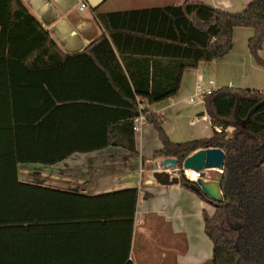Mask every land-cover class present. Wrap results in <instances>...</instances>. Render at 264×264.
Returning <instances> with one entry per match:
<instances>
[{
	"label": "trees",
	"instance_id": "obj_1",
	"mask_svg": "<svg viewBox=\"0 0 264 264\" xmlns=\"http://www.w3.org/2000/svg\"><path fill=\"white\" fill-rule=\"evenodd\" d=\"M93 10L103 32L83 51L64 54L22 0H0V106L26 92L2 84L5 76L11 81L9 69L15 66L51 68L78 58L94 68L98 80L76 106L56 104L58 94L41 86L51 103L36 105L31 120H16L11 127L0 123V129L31 127V158L18 154L11 169L0 168V176L16 178V162L53 165L74 153L110 146L137 152L133 121L144 99L149 105L145 124L153 126L161 143L153 159L176 158L181 185L194 182L181 170L187 156L210 147L224 152L223 200L214 203L197 193L214 208L202 210L204 233L212 242L208 264H264V91L219 87L206 94L205 113L221 129L207 138L174 142L163 128L164 116L150 110L177 93L184 70L229 53L235 27L253 29L247 47L264 67L258 55L264 0H250L236 12L202 1ZM73 108L89 115L70 119ZM16 187V210L0 215V264H131L137 188L90 196L20 182ZM117 230L120 236L112 238Z\"/></svg>",
	"mask_w": 264,
	"mask_h": 264
},
{
	"label": "crops",
	"instance_id": "obj_2",
	"mask_svg": "<svg viewBox=\"0 0 264 264\" xmlns=\"http://www.w3.org/2000/svg\"><path fill=\"white\" fill-rule=\"evenodd\" d=\"M22 1L64 54L83 51L103 32L93 10L95 7L104 13L154 6L110 9L111 7L105 8L107 0ZM82 1L86 3V7L79 9ZM150 1L128 0L131 4H148ZM198 1L236 12L242 10L250 0H182L171 4ZM239 28L250 27L234 28L233 48L229 53L206 63L201 61L196 68L184 70L177 93L151 105L152 112L164 116L163 128L172 141L207 138L213 135L214 129L217 130L209 120L200 118L206 115L203 100L199 99L194 103L189 101L198 75L202 76L205 86L212 80L213 88L240 87L264 91V67L255 61L247 47L253 29L250 28L251 34V30L242 32ZM243 36L246 39L245 47L240 40ZM258 55L264 60V41ZM69 61L51 68L15 66L9 69L11 81H6L8 76H5L1 78L2 84L21 86L26 92L23 96H16L12 104L0 106V123L10 122L11 127V122L16 120H31L36 115V105L51 103V98L44 95L41 86H49L58 94L56 104L76 106L82 103L86 88L98 86L97 74L94 76V68L85 64L82 59L74 58ZM208 71L212 77L205 79V72L208 74ZM199 103L201 107L191 108L192 104ZM62 113L65 125L67 110ZM69 114L70 119H80L84 115L88 116L89 112L85 114L80 109L73 108ZM135 142L137 152L110 146L91 152L74 153L53 165L31 161L16 162V178L0 176V215H10L16 210L14 204L18 195V182L90 196L137 188L139 196L128 257L131 264H208L212 255V242L204 233L202 210L209 212L212 205L180 182L173 185L148 182L154 162L164 158L153 159V153L161 147V143L152 125L144 124L135 133ZM18 154L31 158V127L21 130L0 129V168L11 169ZM123 206L125 207V202ZM120 234L121 230L110 233L112 238L116 235L119 237ZM116 258L118 261L121 259L120 248Z\"/></svg>",
	"mask_w": 264,
	"mask_h": 264
},
{
	"label": "water",
	"instance_id": "obj_3",
	"mask_svg": "<svg viewBox=\"0 0 264 264\" xmlns=\"http://www.w3.org/2000/svg\"><path fill=\"white\" fill-rule=\"evenodd\" d=\"M224 166V152L220 147L201 148L189 156L181 163V170L191 169L198 173L197 179L189 185L190 189L196 193H202L212 202L219 203L223 200V194L220 190V182ZM178 169L177 159L174 157H165L155 161L151 179L148 182L155 181L160 185H173L180 182L179 176L171 173ZM207 170H212L216 177H208Z\"/></svg>",
	"mask_w": 264,
	"mask_h": 264
},
{
	"label": "built area",
	"instance_id": "obj_4",
	"mask_svg": "<svg viewBox=\"0 0 264 264\" xmlns=\"http://www.w3.org/2000/svg\"><path fill=\"white\" fill-rule=\"evenodd\" d=\"M85 7H86V3L84 1H82L80 3L79 9H83ZM213 89H215V88H213V81L212 80H209L208 86H205L202 76L198 75L196 82H195V90H194L193 94L191 95V97L189 98V101L191 103H194L198 99L203 100L204 96L206 94H209ZM148 107H149V105L147 104L146 100H144V99L139 100V102H138L139 113L134 118V121H133V130L135 133L140 131L142 126L145 124V115L147 113V112H145V110ZM200 118H202L203 120H209L208 116H206V115L200 116ZM216 129L218 132L221 131V129L219 127H217Z\"/></svg>",
	"mask_w": 264,
	"mask_h": 264
},
{
	"label": "rangeland",
	"instance_id": "obj_5",
	"mask_svg": "<svg viewBox=\"0 0 264 264\" xmlns=\"http://www.w3.org/2000/svg\"><path fill=\"white\" fill-rule=\"evenodd\" d=\"M182 0H151L148 4L147 3H130L128 2V0H107L105 3V8L111 7L110 9H125V8H130V7H138V6H144V5H154V6H162V5H167V4H171V3H180ZM239 30H241L242 32H244L243 30L247 31V30H251L250 28H239ZM240 31V32H241ZM251 34H252V30H251ZM245 36H243L242 39H240L242 41V43L246 44V39L244 38ZM240 40H238L237 45L239 46L240 44ZM204 63H206V61H204ZM209 77H212L211 74L208 71V74L205 72V79H208ZM199 100V99H198ZM193 107H191L192 109L194 108H199L201 107V103L199 104H192ZM231 129L228 128V132L230 133ZM173 171V170H172ZM208 171L209 175H208ZM207 176L208 177H216V174L214 173V171L212 170H207ZM173 173H175L177 176H179V178H181L182 174L179 172V169H176L173 171ZM211 173V174H210ZM183 175L185 178L189 179L186 174L183 171ZM190 180V179H189ZM214 210L213 206L210 207V211L209 213H212Z\"/></svg>",
	"mask_w": 264,
	"mask_h": 264
},
{
	"label": "bare ground",
	"instance_id": "obj_6",
	"mask_svg": "<svg viewBox=\"0 0 264 264\" xmlns=\"http://www.w3.org/2000/svg\"><path fill=\"white\" fill-rule=\"evenodd\" d=\"M209 172H210V171H208V175H209ZM185 174H186V176H187L190 180H192V181L196 180V179H197V176H198V173L195 172V171H193V170H191V169H187V170L185 171ZM210 174H211V173H210ZM148 180H149V179H148Z\"/></svg>",
	"mask_w": 264,
	"mask_h": 264
}]
</instances>
